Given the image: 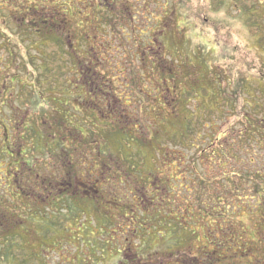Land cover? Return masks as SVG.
Listing matches in <instances>:
<instances>
[{"label":"rangeland","instance_id":"374dc122","mask_svg":"<svg viewBox=\"0 0 264 264\" xmlns=\"http://www.w3.org/2000/svg\"><path fill=\"white\" fill-rule=\"evenodd\" d=\"M116 1L0 0V85L49 93L19 113L50 144L34 153L41 179L71 183L54 210L46 184L41 207H10L0 264H264V134L245 139V124L264 132V0ZM99 47L106 62L84 60ZM81 89L116 110L82 112ZM248 95L261 113H244Z\"/></svg>","mask_w":264,"mask_h":264},{"label":"flooded vegetation","instance_id":"af4514ba","mask_svg":"<svg viewBox=\"0 0 264 264\" xmlns=\"http://www.w3.org/2000/svg\"><path fill=\"white\" fill-rule=\"evenodd\" d=\"M111 3H116V0H110ZM152 0H142V4L140 5L141 10L145 9L146 11L148 10L149 3H151ZM123 7L128 11H126L127 15H131L129 13V8H127L125 5ZM98 9H102L101 6V0H99V5L97 6ZM117 13V12H116ZM118 14V13H117ZM121 18V13L118 14ZM138 15V14H137ZM113 17H116V14L113 13L111 15ZM149 23V22H148ZM45 24V23H44ZM146 28L149 31L148 26ZM45 31H48L45 29ZM95 39V36H94ZM69 41L66 42V45L70 54L76 51L78 47L76 45L79 44V42L73 43L72 45L69 44ZM65 45V44H64ZM111 44H109L110 46ZM104 47H99V54L97 52H94L95 57H89L87 56V52L84 53L86 58L84 60H89L91 61V64L94 66L96 63H101V62H106V59H102L103 53L101 49ZM72 55V54H71ZM115 58H113L112 61L115 62ZM104 64H100L99 66H103ZM96 71V69H94ZM13 77L17 78V75L14 74ZM18 79V78H17ZM16 80H11L13 83ZM14 84V83H13ZM11 84V85H13ZM89 85V84H88ZM93 85V84H92ZM36 92H30V91H23L22 93H18L19 95L14 94L13 89L9 88H4L3 90L0 91V98H1V104L2 108L4 109H9L10 113H13V116L8 119L6 122L3 121L0 123V154H1V160H0V167L2 169V174L4 177L3 182L5 185H2L6 187V191L4 192L2 190V198L0 199V226H2V232L4 234H8V229L10 226V218H9V213H10V207L13 206L14 210L13 213H15V209L20 208L17 203H22L27 198H30V200L33 201L34 207H41L42 204H45V201H41V197L43 195L42 191V184H46L47 186H50L49 189L51 191H48L47 193L50 194V199L47 202V205L49 209L54 210L57 206V202L60 198L56 197V193L52 192L54 191L55 188L59 187V195L63 194L64 192L67 191V188H70L71 183L68 180L67 187L63 184L65 180L59 181L58 179H53L47 182L46 179H41L42 176L40 175L41 172H39V164L38 159L36 158V155L38 157L39 154H41V151L47 152V149L50 144H47L46 148L41 150V141L42 139V134L38 133L37 130L35 129V126L33 122L35 121L37 123L38 118H35L32 114H29L28 116L23 115L20 117V113L22 109L24 108H29L30 110L32 109L33 111H37V108H40L41 102L39 101L40 98H42L45 95H48L49 93H43L41 90H35ZM67 94H65L64 99L60 101L59 99L51 101L52 105L54 106L53 110L51 111L52 113V119H55V122L57 124H62L63 125V119L65 116L69 117L68 114L62 109L61 105H68L70 103V91L67 90L65 91ZM93 95L90 94V90L87 92L85 89H81L79 91L80 96L77 98H86V97H91V106H88L89 101L87 99H84V101H79L77 103L78 106H81L83 108L87 109H81L83 110L82 112L86 111H91L94 114L96 113H104L103 110L109 111L112 110L111 113L113 114V111L116 110L117 104L111 108L112 105L109 103H106L105 100H107V96H104L99 98L98 96L100 95L99 93H95L91 91ZM33 93V94H30ZM102 95V94H101ZM66 96V98H65ZM116 100V98H114ZM117 101V100H116ZM60 105L58 106L57 104ZM73 101H71L72 103ZM82 103V104H81ZM17 104V105H14ZM72 105V104H71ZM86 106V107H84ZM42 108V107H41ZM75 110L76 107H74ZM79 108V107H78ZM98 117V115H96ZM27 120V121H26ZM53 122V125L56 126V123ZM114 123V121H113ZM12 125V126H11ZM52 125V124H51ZM11 126V127H10ZM49 129L51 127L53 128L54 126H48ZM20 131H23V134L20 133ZM28 135H33V138H31V146L29 145L27 148L24 147L23 144V136L26 134ZM36 135V140L34 143V137ZM56 137V135H55ZM63 140H69V143L72 144V140L70 137L63 138ZM55 144V140L53 141ZM49 150V149H48ZM34 153H37L34 155ZM40 156V155H39ZM45 156L47 154L45 153ZM50 160H51V154H50ZM51 184V185H50ZM3 189V188H2ZM47 189V188H43ZM4 192V193H3ZM54 193V194H53ZM53 194V195H52ZM15 204V205H14ZM17 223V222H16ZM18 224H21L18 223ZM6 234V235H7Z\"/></svg>","mask_w":264,"mask_h":264},{"label":"trees","instance_id":"16d2710c","mask_svg":"<svg viewBox=\"0 0 264 264\" xmlns=\"http://www.w3.org/2000/svg\"><path fill=\"white\" fill-rule=\"evenodd\" d=\"M46 33H48V31H45ZM57 38V37H56ZM55 38V39H56ZM57 41V40H56ZM34 46H36L35 44H34ZM195 67V66H194ZM12 80V79H11ZM11 80L9 79V83L10 84H13L12 82H11ZM262 85V83L260 82V81H258V82H255V84H254V87L256 88V89H258V91H260L261 92V89H260V86ZM197 87V86H196ZM4 88H6V87H2L1 85H0V91L1 90H3ZM204 88V87H203ZM248 90H250V89H248ZM203 93H208L207 92V90H204L203 91ZM254 97V96H253ZM251 95H248L247 97H245V98H247V102H245V114L247 113V112H249V110H257V112L258 113H261L262 112V110H261V107H260V105H261V103L257 100V98L256 97H254L253 98ZM216 102V101H215ZM216 104H217V102H216ZM204 108H207L206 106H204ZM1 109H2V104L0 103V112H1ZM207 112H209V115L211 114V115H213V113H216V112H214L210 107H209V110H207ZM252 113H255L254 111H252ZM1 114V113H0ZM245 119H246V117H245ZM2 122V121H1ZM250 122V121H249ZM260 126H263L262 127V129H264V123H262V125H260ZM189 127V126H188ZM209 127H211V124L209 125ZM246 124H245V139H246V141H247V143L250 145V142H255L259 147H261V141L259 142V140H258V142L257 141H255V139H258L259 137H260V139L261 138H263V137H261V135H259V132H257V131H260V133L262 132L263 134H264V132L261 130V128L259 127V128H257V127H254V126H252V128L254 129V132H252L253 134H251V136H248L249 135V130L250 129H246ZM251 127V126H250ZM257 128V129H256ZM188 129L189 128H184V129H182V132L180 133V137H182V135L184 136V138L186 137H188ZM244 133V132H243ZM243 135V134H242ZM249 141V142H248ZM254 160V159H253ZM251 161V160H250ZM264 161V160H263ZM250 166H252V162L250 163ZM261 196V195H260ZM264 197V196H263ZM261 201V203H262V200L259 198V202ZM264 203V202H263ZM33 215H35V214H32L31 216H29L28 218H26V222H22V221H20L21 222V224H19L18 225V227H19V230H21L22 231V228H24V227H22L23 225H25V224H27L28 223V220H30V219H34V221H32L33 222V225H39V222H40V219H37L36 218V216H33ZM47 222V221H46ZM51 222H52V220H50V221H48L47 223H45V221H44V225H42V226H44V227H46V225H49V224H51ZM21 235V234H20Z\"/></svg>","mask_w":264,"mask_h":264}]
</instances>
